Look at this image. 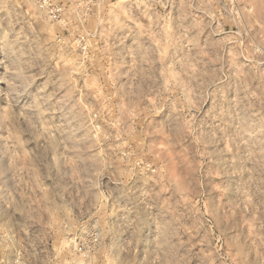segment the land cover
<instances>
[{"label":"rangeland","instance_id":"374dc122","mask_svg":"<svg viewBox=\"0 0 264 264\" xmlns=\"http://www.w3.org/2000/svg\"><path fill=\"white\" fill-rule=\"evenodd\" d=\"M0 264H264V0H0Z\"/></svg>","mask_w":264,"mask_h":264},{"label":"built area","instance_id":"2783aa9c","mask_svg":"<svg viewBox=\"0 0 264 264\" xmlns=\"http://www.w3.org/2000/svg\"><path fill=\"white\" fill-rule=\"evenodd\" d=\"M42 5H46L51 2V0H41Z\"/></svg>","mask_w":264,"mask_h":264}]
</instances>
